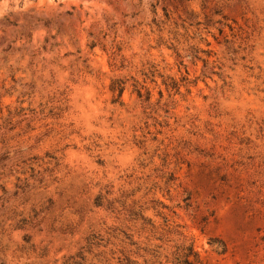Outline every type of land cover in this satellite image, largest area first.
Here are the masks:
<instances>
[{
	"label": "rangeland",
	"instance_id": "obj_1",
	"mask_svg": "<svg viewBox=\"0 0 264 264\" xmlns=\"http://www.w3.org/2000/svg\"><path fill=\"white\" fill-rule=\"evenodd\" d=\"M0 264H264V0H0Z\"/></svg>",
	"mask_w": 264,
	"mask_h": 264
}]
</instances>
